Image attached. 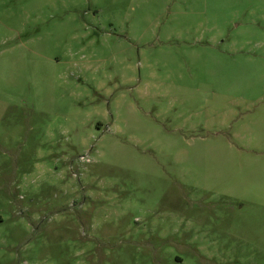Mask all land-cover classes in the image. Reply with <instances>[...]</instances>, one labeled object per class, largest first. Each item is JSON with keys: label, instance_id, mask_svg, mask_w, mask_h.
Wrapping results in <instances>:
<instances>
[{"label": "rangeland", "instance_id": "1", "mask_svg": "<svg viewBox=\"0 0 264 264\" xmlns=\"http://www.w3.org/2000/svg\"><path fill=\"white\" fill-rule=\"evenodd\" d=\"M0 264H264V0H0Z\"/></svg>", "mask_w": 264, "mask_h": 264}]
</instances>
